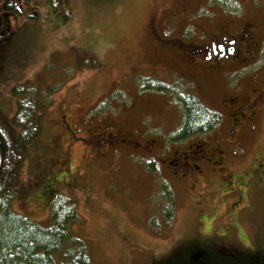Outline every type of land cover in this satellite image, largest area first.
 Instances as JSON below:
<instances>
[{
    "label": "rangeland",
    "instance_id": "rangeland-1",
    "mask_svg": "<svg viewBox=\"0 0 264 264\" xmlns=\"http://www.w3.org/2000/svg\"><path fill=\"white\" fill-rule=\"evenodd\" d=\"M232 1H20L22 14L8 13L11 35L0 49V122L34 91L51 103L25 146L24 194L12 209L46 227L49 192L73 199L78 218L69 230L87 243L94 264H159L184 250L207 256L209 248L264 258V102L251 121L228 118L226 108L253 88L264 96V0ZM221 29H247L256 50L208 76L185 62L174 66L176 52L201 57L185 44L202 46ZM173 38L184 45L166 41ZM175 90L219 114L215 128L187 138L207 144V157L181 180L165 162L167 138L184 121ZM107 133L128 134L130 142L98 146L95 137ZM150 137L154 156L133 143Z\"/></svg>",
    "mask_w": 264,
    "mask_h": 264
},
{
    "label": "trees",
    "instance_id": "trees-1",
    "mask_svg": "<svg viewBox=\"0 0 264 264\" xmlns=\"http://www.w3.org/2000/svg\"><path fill=\"white\" fill-rule=\"evenodd\" d=\"M20 1L30 0H0V49L11 35L8 13L22 14ZM229 1L232 0H223L226 3ZM244 34L250 37L247 29ZM170 40L183 44L178 38ZM189 45L185 44V47ZM155 88L158 91H167L163 85ZM255 91L253 88L249 95ZM186 94L180 98L184 121L180 130L175 133L174 140L210 131L219 121L217 112L206 107L196 95ZM50 103L51 100L47 101L42 93L34 91L31 96L18 102V109L12 118L5 120V123L0 122V264H94L87 243L69 230V224L78 218L73 199L53 195L52 190L49 192L47 201L51 223L46 227L33 223L27 216L17 213L11 207L12 200L24 194V187L19 182V166L26 151L25 146L37 138L41 113ZM17 126L18 131L13 129ZM168 205L164 208L167 220L173 214V203ZM180 254L159 264H264L263 257L256 260L252 255L223 257L213 248L208 249L207 256L191 255L188 250Z\"/></svg>",
    "mask_w": 264,
    "mask_h": 264
},
{
    "label": "flooded vegetation",
    "instance_id": "flooded-vegetation-1",
    "mask_svg": "<svg viewBox=\"0 0 264 264\" xmlns=\"http://www.w3.org/2000/svg\"><path fill=\"white\" fill-rule=\"evenodd\" d=\"M256 46L257 45L252 41V37L250 39V37L244 34V30L236 34H229L221 29L214 34H210L206 44L198 47L193 46L195 51L201 52V57L195 58L186 53L183 54L180 52H176V55L180 54V56H178L179 58L176 63H174V66L178 67L177 63L185 62L188 66L192 67L191 70L196 76H198V74L208 76V69L213 68L215 65L223 62L226 59L236 60L237 56L240 54H243L246 57L247 55L252 54L256 50ZM183 66L187 67L186 65ZM168 71L170 73H175L174 70ZM180 75V78L182 77L183 79H186L187 75ZM174 93L178 97V94H180V96L183 95V93L181 92L178 93V90H175ZM263 97V91L261 90H259V92L255 91L249 96H245V99H243V96L234 97V101L226 107L228 110V118L234 115L243 120L245 119L246 121H251L254 117L258 115V112L261 109L259 107L264 102ZM231 124V126L235 128L238 125V121L234 120L233 122H231ZM93 135L89 137L90 141L92 140ZM174 135L175 133H173V135L167 138L168 142L172 145V147L169 148L168 158L165 160V162L171 169L172 174L178 180H181L185 178L186 175L193 173L194 170L199 167L200 161H202L203 158L207 157L208 146L207 144L202 142L189 143L186 141L187 138L174 140ZM99 136L100 137H94L95 140H97L96 144L100 147L105 146L109 143L118 142L120 140L130 142V136L125 133H107ZM181 142H187L186 148L184 149L185 151L173 148L175 144ZM133 143L134 145L142 149L141 153H143L144 155H155L154 153L157 144L155 138L150 137L144 142L133 141ZM152 159L153 161L155 160L154 157H152ZM150 161L153 162L151 159Z\"/></svg>",
    "mask_w": 264,
    "mask_h": 264
},
{
    "label": "water",
    "instance_id": "water-1",
    "mask_svg": "<svg viewBox=\"0 0 264 264\" xmlns=\"http://www.w3.org/2000/svg\"><path fill=\"white\" fill-rule=\"evenodd\" d=\"M1 162H2V156H1V149H0V166H1Z\"/></svg>",
    "mask_w": 264,
    "mask_h": 264
}]
</instances>
